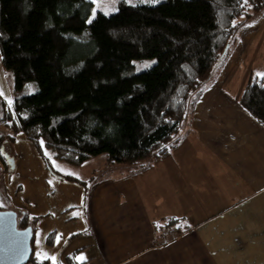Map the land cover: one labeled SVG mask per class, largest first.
I'll use <instances>...</instances> for the list:
<instances>
[{"label":"trees","instance_id":"obj_1","mask_svg":"<svg viewBox=\"0 0 264 264\" xmlns=\"http://www.w3.org/2000/svg\"><path fill=\"white\" fill-rule=\"evenodd\" d=\"M93 5L0 0L1 64L14 78L12 106L0 93V125L12 129L0 135L5 165V140L20 133L75 165L101 154L126 165L161 158L182 140L192 96L264 14V0H120L89 23ZM241 104L264 124V77H251Z\"/></svg>","mask_w":264,"mask_h":264},{"label":"crops","instance_id":"obj_2","mask_svg":"<svg viewBox=\"0 0 264 264\" xmlns=\"http://www.w3.org/2000/svg\"><path fill=\"white\" fill-rule=\"evenodd\" d=\"M254 20L194 98L174 149L130 165L108 159L112 171L98 181L96 168L56 172L67 193L14 204L34 221L32 255L47 264H264V124L241 104L251 77H264V14ZM38 237L49 254L36 250Z\"/></svg>","mask_w":264,"mask_h":264},{"label":"rangeland","instance_id":"obj_3","mask_svg":"<svg viewBox=\"0 0 264 264\" xmlns=\"http://www.w3.org/2000/svg\"><path fill=\"white\" fill-rule=\"evenodd\" d=\"M92 1L94 5L91 14L89 15L88 21L92 20L98 11H102L106 14L115 12L118 9V3L120 0ZM131 3L135 4L154 2H152V0H131ZM253 21L255 20L253 19L251 22ZM262 64H264V60ZM35 90L36 87L33 88V91ZM0 93L7 101L8 106H12V101L14 99V78L11 72L3 68L1 64V55ZM200 95L201 94L192 96V98H199ZM194 104L195 101L193 99L190 103L189 112L191 111ZM11 133L12 129L10 128V125H0V135H4L3 138ZM8 136L11 138V135ZM7 138L8 140H5V152L4 150L3 152L13 156L15 168L12 169L9 167L8 163L5 165V163L0 160V172L2 173L0 183V207H2L4 210L15 208L14 204L19 205V202L28 201V203L30 202L29 204L31 205L32 201L36 200L40 202L48 201L49 194L54 192L67 193V181L62 179V177L56 174V172L67 175V169L71 168L72 170H79L77 171V175L87 177L92 174V169L96 168L97 170L94 176L97 177L98 181V179L101 177L106 176L105 172L112 171L110 168H108L109 166L106 167L104 164V162L108 160V156L106 154L96 156L93 158V161L86 163L87 165H75L58 159L55 156L54 150L47 147L42 140L40 142L42 151H40L23 133L18 134L14 141H10L9 137ZM37 241H39V243H37ZM35 248L39 253L41 252L42 254H49V252L52 251V249L46 245L45 239L39 237L36 238ZM27 264H32V262H28ZM52 264H67V262L60 260L56 263L52 262Z\"/></svg>","mask_w":264,"mask_h":264},{"label":"water","instance_id":"obj_4","mask_svg":"<svg viewBox=\"0 0 264 264\" xmlns=\"http://www.w3.org/2000/svg\"><path fill=\"white\" fill-rule=\"evenodd\" d=\"M4 156L8 165L15 168L13 156L8 153ZM33 234L32 226L19 228L15 210L0 209V264H27L33 254Z\"/></svg>","mask_w":264,"mask_h":264},{"label":"snow or ice","instance_id":"obj_5","mask_svg":"<svg viewBox=\"0 0 264 264\" xmlns=\"http://www.w3.org/2000/svg\"><path fill=\"white\" fill-rule=\"evenodd\" d=\"M129 3H131V0H128ZM152 2H160V0H152ZM89 23H91V20L89 21ZM43 143V142H42ZM78 214V213H77ZM57 242H59V237H57ZM37 243H39V241H37ZM38 258H39V253L37 254ZM79 259V258H78Z\"/></svg>","mask_w":264,"mask_h":264}]
</instances>
